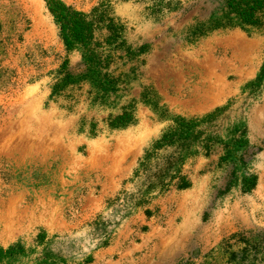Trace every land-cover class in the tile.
<instances>
[{
	"label": "rangeland",
	"instance_id": "374dc122",
	"mask_svg": "<svg viewBox=\"0 0 264 264\" xmlns=\"http://www.w3.org/2000/svg\"><path fill=\"white\" fill-rule=\"evenodd\" d=\"M61 1L111 39L0 0V264H264V8Z\"/></svg>",
	"mask_w": 264,
	"mask_h": 264
},
{
	"label": "trees",
	"instance_id": "16d2710c",
	"mask_svg": "<svg viewBox=\"0 0 264 264\" xmlns=\"http://www.w3.org/2000/svg\"><path fill=\"white\" fill-rule=\"evenodd\" d=\"M45 7L52 17L54 25L57 29V34L66 50H71L75 46H81L87 51H92L96 45L93 41L94 30L99 27L100 23H105V28L109 31V34L105 37L107 42L112 36L113 22L111 18H101V20H95L93 16H88L87 13L77 10L71 5L65 4L61 0H44ZM229 4L232 5V3ZM236 10L237 17L246 23H252L256 17V13L264 8V0H237ZM96 9L91 10V14ZM103 20V21H102ZM100 22V23H99ZM264 76V61L259 67V72L256 76L257 80H260ZM114 126L123 125L127 122L125 114H120L114 118ZM167 142V141H165ZM20 251V248H10L6 252L9 255L16 254ZM37 264H41L37 263Z\"/></svg>",
	"mask_w": 264,
	"mask_h": 264
},
{
	"label": "bare ground",
	"instance_id": "6f19581e",
	"mask_svg": "<svg viewBox=\"0 0 264 264\" xmlns=\"http://www.w3.org/2000/svg\"><path fill=\"white\" fill-rule=\"evenodd\" d=\"M38 209V206H36V205H34V206H32V207H29V208H25V211L28 213V214H32L34 211H36ZM40 209H42V207L40 208ZM2 210H6L7 212H11V211H16L15 209H14V207H13V202H10V203H8L7 205H5V204H3L2 203V201H0V211H2ZM34 214V213H33ZM20 215V214H19ZM7 216V215H6ZM10 216V215H9ZM21 216V215H20ZM19 216V217H20ZM3 218V217H2ZM16 218V217H15ZM9 219V218H8ZM17 220V219H16ZM10 222H11V220H10ZM9 222V223H10ZM14 222V221H13ZM2 227V226H1ZM8 224H6V225H4L3 226V228H5V230H7L8 228ZM11 228L10 229H12L13 227L12 226H10ZM10 231V230H9Z\"/></svg>",
	"mask_w": 264,
	"mask_h": 264
}]
</instances>
